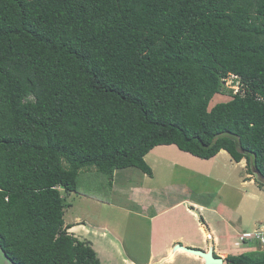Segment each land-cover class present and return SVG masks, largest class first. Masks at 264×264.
I'll use <instances>...</instances> for the list:
<instances>
[{
    "label": "trees",
    "instance_id": "obj_1",
    "mask_svg": "<svg viewBox=\"0 0 264 264\" xmlns=\"http://www.w3.org/2000/svg\"><path fill=\"white\" fill-rule=\"evenodd\" d=\"M231 77L242 93L209 109ZM168 145L244 159L264 191V0H0V251L11 264H100L67 233L63 194L82 169L152 176L144 156ZM223 264H264V250Z\"/></svg>",
    "mask_w": 264,
    "mask_h": 264
},
{
    "label": "rangeland",
    "instance_id": "obj_2",
    "mask_svg": "<svg viewBox=\"0 0 264 264\" xmlns=\"http://www.w3.org/2000/svg\"><path fill=\"white\" fill-rule=\"evenodd\" d=\"M238 89L242 93L232 77L227 79L211 99L209 109L229 101ZM226 155L203 160L174 145L156 146L144 156L152 176L131 167L116 171L107 181L94 168L82 169L78 191L63 194L70 205L63 221L73 222L78 217L84 222L88 231L85 238L95 249L100 264H190L180 254L169 261L164 246L175 234L196 236L194 227L202 216L215 228L221 220L207 210H192L193 217L185 212L189 208L185 203L150 222L149 218L173 203L187 199L215 209L236 223L237 230L252 232L264 227V193L256 186H240L238 177L242 170ZM254 176L256 183L258 177ZM253 245L250 251L264 250ZM242 253L245 252L236 251L234 255ZM0 264H11L1 251Z\"/></svg>",
    "mask_w": 264,
    "mask_h": 264
},
{
    "label": "crops",
    "instance_id": "obj_3",
    "mask_svg": "<svg viewBox=\"0 0 264 264\" xmlns=\"http://www.w3.org/2000/svg\"><path fill=\"white\" fill-rule=\"evenodd\" d=\"M221 154L226 155L227 152L221 150L211 159L214 160L217 156H219ZM227 157L230 158L229 155ZM231 161L234 162L232 159H231ZM234 163L238 164L240 166V169L242 170L241 174L238 177V179L240 180V184H241L240 186H256V188L260 192L264 193V191H262L261 189H259L257 187V185L255 183V176L246 173V168H245L246 162H245V160L243 159L238 163H236V162H234ZM206 177L208 178V176H206ZM220 183L223 185L224 181H221ZM185 203L189 207V208L184 209L187 214L195 217V214L192 212V210H195V209H196V211H199V212H203L205 210L213 211L214 214H216L217 216L220 217L221 224L219 227L215 228L212 226V224L210 222L206 221L202 216L199 220L200 222L196 221V225L194 227L196 229V231H195L196 236L186 237L183 234L173 235L169 239L167 245L164 246L166 255H169V257H170L169 261H172L176 254H180L190 264H203V260L200 259L199 257L188 254V253H186L180 249L174 250L173 247L176 244H181L184 247L199 249L202 251H207L209 248H212L213 254L217 257H220L222 260L225 257H227L228 255H234V253L236 251L246 252V251H250L253 249V246H254L253 243H248L245 241L241 242L239 240V236L243 232H249V231L237 230L238 225H236V223H233L232 221L221 216L220 214H217L215 209L207 208L206 206H204L200 203H196V202H193V201H190L187 199L173 203L166 210L158 211L155 217L149 218L150 222L152 221V219L154 220L155 218L160 216L161 213H163L167 210L174 211L175 208H177L178 206H181V204L184 205ZM69 206L67 208H69ZM63 216H64V214H63ZM263 221H264V216H263ZM67 225L70 226V228L67 230V233L71 234L77 240H79L81 242L88 243L90 245V247L95 251L93 246L85 238V236L88 235V231L86 229H84V222H82L80 220V218H78V217L74 218L73 222H68V223L64 222V226H67ZM258 229H260V228H255L252 231L258 230ZM261 230H264V227L261 228ZM95 253H96V251H95ZM96 256H97V253H96ZM99 263H100V261H99Z\"/></svg>",
    "mask_w": 264,
    "mask_h": 264
},
{
    "label": "water",
    "instance_id": "obj_4",
    "mask_svg": "<svg viewBox=\"0 0 264 264\" xmlns=\"http://www.w3.org/2000/svg\"><path fill=\"white\" fill-rule=\"evenodd\" d=\"M254 175L258 177V173L254 172ZM174 250L180 249L188 254L199 257L203 260V264H223V260L220 257H217L213 254L212 248H209L207 251H202L199 249H193L189 247H184L181 244H176L173 247Z\"/></svg>",
    "mask_w": 264,
    "mask_h": 264
},
{
    "label": "built area",
    "instance_id": "obj_5",
    "mask_svg": "<svg viewBox=\"0 0 264 264\" xmlns=\"http://www.w3.org/2000/svg\"><path fill=\"white\" fill-rule=\"evenodd\" d=\"M239 240L241 242L246 241V242L255 243L258 244L260 247H264V231L258 229L252 232H244L240 235Z\"/></svg>",
    "mask_w": 264,
    "mask_h": 264
},
{
    "label": "bare ground",
    "instance_id": "obj_6",
    "mask_svg": "<svg viewBox=\"0 0 264 264\" xmlns=\"http://www.w3.org/2000/svg\"><path fill=\"white\" fill-rule=\"evenodd\" d=\"M170 258V257H169Z\"/></svg>",
    "mask_w": 264,
    "mask_h": 264
}]
</instances>
